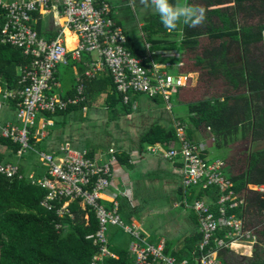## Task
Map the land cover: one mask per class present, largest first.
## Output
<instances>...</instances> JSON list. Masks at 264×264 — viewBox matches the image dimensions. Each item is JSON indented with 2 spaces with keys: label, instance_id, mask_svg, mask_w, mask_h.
Masks as SVG:
<instances>
[{
  "label": "built area",
  "instance_id": "1",
  "mask_svg": "<svg viewBox=\"0 0 264 264\" xmlns=\"http://www.w3.org/2000/svg\"><path fill=\"white\" fill-rule=\"evenodd\" d=\"M51 11L63 19L64 30L48 41L38 33L33 22L36 14L42 16ZM65 30L75 37L73 47L66 43ZM0 43L16 47L31 58V62L20 69L17 88L0 92V101H14L17 108V123L0 122V139L10 140L19 147L17 159H23L30 151L37 154L38 167L43 170L41 176H37L34 169L22 172L19 162L0 161V175L8 179H29L33 185L45 189L47 194L41 206L55 211L60 218H74L70 208L74 201L84 210L93 211L99 228L89 236L98 247L92 264H105L108 258H118L110 249L111 227L132 236L129 254L134 264H223L220 255L225 250L243 257L253 256L258 237L254 229L248 227L246 218L233 212L240 206L245 208V198L234 191V183L225 172L226 163L207 160L205 146L188 138L187 127L182 122L174 123L176 143L166 147L157 142L148 152L182 162L184 202L187 195H192L193 188L216 186L220 195L215 202L217 210L205 199L187 205L198 216L201 239L189 255L181 259L167 254L164 242L157 245L149 242L140 226L126 223L119 201L110 200L111 207L102 203L105 202L103 195L112 184L114 166L119 163L113 149L91 156L89 150L76 149L70 143L51 152L36 145L47 136V128L54 126L48 115L85 104L86 83L103 73L112 78L117 91L123 95L124 104H129L131 95L138 93L151 99L161 98L171 111L174 92L187 86L190 77L174 75L169 69H180L183 63L155 62L148 43V54L135 56L128 48L126 32L110 4L99 0H0ZM87 56L90 59L85 58ZM70 62L82 63L85 68L78 78L77 94L65 97L61 93L58 67ZM133 109H137L136 104ZM249 188L264 193V186L250 185ZM61 228L63 225L57 223L56 229Z\"/></svg>",
  "mask_w": 264,
  "mask_h": 264
},
{
  "label": "trees",
  "instance_id": "2",
  "mask_svg": "<svg viewBox=\"0 0 264 264\" xmlns=\"http://www.w3.org/2000/svg\"><path fill=\"white\" fill-rule=\"evenodd\" d=\"M201 1L204 2L205 21L196 27H190L181 21L175 29L183 35L180 47L193 55L197 69L207 70L215 79H224L231 92L186 103L189 105L190 117L188 122L183 119L179 121L184 125L190 124L195 129L209 128L218 147L228 146L239 140L249 142L254 147L242 157L243 160L240 157L234 158L229 164L233 166L237 162L244 165L230 179L234 183L236 194L245 198L246 206H240L233 212L240 215L244 209L248 227L254 229L258 243L252 257H243L229 250L221 252L220 256L223 264H238L231 259L235 256L244 260L245 264H264V193L249 188L250 185L264 186V147H257L264 142V0ZM176 2L177 0H169L170 4ZM228 3L234 4L224 6ZM253 16H258L257 23L249 22ZM154 18L160 20L159 15ZM158 24L159 32L168 30L161 20ZM151 25L152 22L149 23V28ZM203 38H207L212 45L201 49ZM152 42L155 44L154 51L162 49L159 41ZM131 47L128 43V48L135 56L143 55V52ZM176 47L175 43L171 48ZM255 49H261L263 57H255ZM236 51L240 53L238 59L232 57ZM153 59L158 63L167 61L159 55H154ZM30 62L31 58L25 56L20 49L0 43L2 90L17 88L20 69ZM71 64L73 62L69 65ZM101 79L89 82L88 100L92 98L93 92L101 89V85L112 84L113 93L107 98L112 120H118L121 114L132 113L133 99L129 104H124L123 95L117 91L112 78L108 75L103 82H100ZM183 89L177 91L180 99ZM75 93L76 87L71 96ZM13 103L16 106L14 101ZM77 109L79 107H72L57 114H69ZM48 116L51 118V115ZM186 132L191 139V128L187 127ZM177 140L174 127L159 124L152 126L140 137L142 144L160 142L166 147ZM3 146L12 151L9 153L11 158L16 156L19 149L16 144L0 139V147ZM89 152L91 156L94 154L93 150ZM116 156L121 165H126L131 158L126 152L117 153ZM10 157L0 152V161L11 162ZM21 171L24 172L23 169ZM191 192L198 198L208 195L215 201L220 195L216 186L208 189L193 188ZM46 194L45 189L33 185L29 179H8L0 175V264H92V258L98 252V247L89 238L99 228L95 213L89 208L84 210L78 201H74L70 205L74 218H60L55 211H48L41 206ZM102 203L110 206L109 203ZM57 223H61L63 228L57 230ZM169 248H166L167 254L183 258ZM111 249L118 258H108L105 264H134L128 251L115 247Z\"/></svg>",
  "mask_w": 264,
  "mask_h": 264
},
{
  "label": "crops",
  "instance_id": "3",
  "mask_svg": "<svg viewBox=\"0 0 264 264\" xmlns=\"http://www.w3.org/2000/svg\"><path fill=\"white\" fill-rule=\"evenodd\" d=\"M12 1V0H7ZM99 1H107L114 13L115 18L119 22V24L124 28L126 35L128 37V43L132 45L133 50H137L138 52L142 53V56H145L148 54V51L146 50V43L150 44V54L152 56L159 55L160 58L162 57L164 60L167 59L166 62H171L174 65H178L179 63H183V66L180 67V69L174 67L173 69H176L178 74H184L189 75L190 79L187 84L189 86L192 81V74L185 72L183 67L186 64V57L187 55H190L191 53L187 52L185 49L180 47L183 35L181 34V31L176 30H167V31H160V26L158 27V19L153 17L148 18L147 20L152 22V25L146 26L143 22H140L139 20L136 23H132L133 19L137 16H134L135 8L137 9L136 5H140L141 7V0H99ZM199 2H203L201 0H177V3H180L181 5H193V6H201L203 7V4H198ZM135 6V7H134ZM138 10V9H137ZM143 10V9H142ZM141 12V11H140ZM120 16V18H119ZM122 20L126 21L127 28L123 26ZM152 20V21H151ZM34 27L38 31V33L44 37L46 40L50 41L55 39V37L58 35L59 31L64 30L63 28V19H60V15L56 14L55 11H51L50 13L46 15H39L36 14L34 17ZM131 24V25H130ZM139 25L141 28L142 33L144 35V48H139L138 46H135L132 42V38L128 34L127 31H130L135 35L136 32V25ZM154 24H157L155 27ZM151 29V30H150ZM158 30V31H156ZM67 30H65V37H66V43L67 45L70 40H74L75 37L71 32V36L67 35ZM145 33V34H144ZM152 41H159V47L162 49L155 50L154 47L155 44ZM176 43V48H171ZM70 46V45H69ZM96 58V55H94ZM87 59H90L89 56L85 57ZM154 60V59H153ZM71 63V62H70ZM69 63V64H70ZM59 65L58 67V77L61 80L62 83V89L61 93L65 97H71L73 88L76 87V93L73 95L75 96L77 94V87H78V78L82 76L84 72V65L82 63H73L71 65ZM65 66L68 67V69L65 71H61V67ZM108 76L107 73H103L99 78H102L100 82L104 79H106ZM89 82L86 83V95H87V88ZM182 87V88H186ZM100 90H96L93 92V96L90 100L87 99L85 104H81L79 109H81V113L86 112L84 110V107H92L93 109L99 110L101 108L105 109V116L110 117L112 120L113 115L110 113V108L107 103V98L109 94L113 93L112 84H107L106 86L101 85ZM180 89V88H179ZM3 91L0 87V92ZM4 92V91H3ZM141 96L139 94H133L131 95V99H133L134 103H136V107H138V97ZM173 97V96H172ZM162 99H152L151 102L155 104H160ZM181 100V99H180ZM8 104H13V101L8 100ZM163 101V100H162ZM172 101V100H171ZM164 102V101H163ZM4 103V102H3ZM2 102H0V109H2ZM146 106H149V103H145ZM151 109V107H149ZM172 112V110L170 111ZM83 116H85V113H82ZM108 115V116H107ZM123 115V114H121ZM129 119L135 118V114L129 113L126 114ZM133 115V116H132ZM132 116V117H131ZM171 119L169 120V118ZM190 115L188 113V119ZM166 118L168 122L162 123V121H159V119ZM178 120V121H176ZM180 118L174 117L173 114L171 115H159V112L153 111L152 114L149 116L142 117L141 120L136 118L134 121H131V129H122V132H127L123 135V140L120 142V146L117 147L113 142L109 145L108 149L106 148H99L98 150H93L94 154L98 153H105L109 151L110 149H113L116 154H120L122 152H126L131 158L130 161L127 162L126 165H121L118 163L114 166V175L112 178V184L109 187V189L106 191V193L103 195L104 201L106 203H109L111 206L110 200L116 199L120 202V207L122 209L120 210V213L124 219V221L128 224H134L136 226H140L143 231L147 234L149 242L153 244H159L161 242L165 243L166 248H169L171 252L179 253L181 257H185L189 255L191 250L196 246V244L201 239V233H200V224L198 220V216L196 212L191 209L189 204H193L197 200L205 199L211 204H213V208L217 210V204H215V200L211 198L208 195H205L202 198H198L196 195H187V199L184 202V192L182 188V176L180 173V169L182 167V162L177 161H169L165 158H163L161 155L152 154L148 152V148L152 146L153 144H142L140 143V137L143 136L152 126L159 124L166 127H174V123L176 122H182L179 121ZM114 121V120H113ZM120 121V118L118 119ZM138 121V124H132L133 122ZM142 121V122H141ZM55 122V121H54ZM4 123H17L16 122H10V119L4 121ZM166 123V124H165ZM121 125V124H120ZM55 126V125H54ZM53 126V127H54ZM188 128H191L192 134L191 140L197 143H202L205 146L204 156L206 157V151L209 147H215L216 141L215 136L210 132L209 128H201V129H195L192 125H185ZM130 127V126H128ZM133 136H132V135ZM125 136L127 138H134L131 141L124 140ZM136 136V137H134ZM139 136V138H137ZM240 142H243L239 140L238 142H235L233 144H230L227 147L228 149V157H226L225 160L221 158H217L216 160H222L226 163V174L229 176L236 174V170L233 168V166H230V161L234 158H238V152H236L237 146L240 144ZM69 143V142H65ZM157 143V142H156ZM43 144L45 149L48 152L57 150L63 142H60V135L57 133L56 130L54 131H47V136L36 145ZM155 144V143H154ZM73 147V146H72ZM87 150V149H86ZM90 151V149H88ZM0 152L6 155V157H10L9 153L12 151L6 147H0ZM237 156V157H236ZM17 158V154L14 158H11V162H13ZM214 160V161H216ZM20 165V168L24 170L26 173V165ZM35 170L37 174H41L43 172L42 169L38 167V165H33L29 171ZM233 169V170H232ZM231 180V179H230ZM232 181V180H231ZM240 196V195H238ZM241 197V196H240ZM164 199L165 201H172L174 202L175 207L183 206L186 209L190 210V213L192 216H188L186 214H182L183 216L181 223L178 224L177 221L176 225L174 227V232L171 234L173 237L172 239L176 238L174 240L175 242H172V240H167L166 238H155L153 234H151L149 231L147 232L140 222L137 221V217H144L146 213L152 211L150 209V205L155 202V200L158 199ZM219 198V196H218ZM244 198V197H241ZM140 201V203H138ZM109 206V207H110ZM235 214L239 217L244 216V209L241 210V214L238 215L236 212ZM142 215V216H141ZM140 219V218H139ZM177 219H179L177 217ZM115 227H111L109 229V240H110V249H111V243L113 245L112 248H120V245L117 240V231L114 229ZM124 233V232H123ZM125 235L130 237V243L133 241L132 236L129 234L124 233ZM174 235L176 237H174ZM130 246V245H129ZM121 249V248H120ZM112 250V249H111ZM126 250V249H123ZM113 251V250H112ZM127 251V250H126ZM114 252V251H113ZM129 252V250H128ZM183 253V254H181ZM116 254V253H115ZM117 255V254H116ZM174 256V255H173Z\"/></svg>",
  "mask_w": 264,
  "mask_h": 264
},
{
  "label": "rangeland",
  "instance_id": "4",
  "mask_svg": "<svg viewBox=\"0 0 264 264\" xmlns=\"http://www.w3.org/2000/svg\"><path fill=\"white\" fill-rule=\"evenodd\" d=\"M204 2H199L198 4H203ZM180 4V3H179ZM234 3H228L227 5H233ZM204 5V4H203ZM135 7V6H134ZM137 9L135 8L134 16H137L133 19L132 23H136L138 20L140 22H143L146 26L149 25V19L150 17H154L156 15H159L154 8L150 5H136ZM143 9V10H142ZM141 11V12H140ZM120 18V16H119ZM149 21H148V20ZM259 20L258 16H253L249 19L250 23H257ZM123 26L127 28L126 21L122 20ZM131 25V24H130ZM143 30L139 27V25H136V32L135 35L131 33L130 31H127L130 37L132 38V42L135 46H138L139 48H144V35L142 33ZM145 34V33H144ZM212 45V43L207 39H202V45L201 49ZM200 49V50H201ZM264 49V47H263ZM255 57H263V51L261 49H255L253 51ZM96 55V54H95ZM232 56L233 58H239L240 53L239 51H236ZM193 55H187L186 57V64L183 67V69L189 73L192 74L193 78L191 81V84L187 86L182 91V96L180 100V95L177 94V91L174 92V95L172 97V112L168 111L166 108L165 102L161 100L160 104H155L151 102V98H149L146 95L139 94L141 96L138 97L137 101V109H133V113L135 114V118L129 119L126 114H123L120 116V121L118 120H111L110 117L105 116V109L101 108L99 110L93 109L92 107H87V111L82 113H85V116L82 115L80 112L81 109H77L71 113H67L64 115H58L54 114L51 115V119L54 122V127H48L47 131H54L56 130L57 133L60 135V142H69L74 148L83 150V149H90V150H98L99 148H106L108 149L109 145L113 142L117 147L120 146V142L123 140V135L127 132H122L121 128L124 129H131V121H134L136 118L140 119L145 116H149L153 113V111L159 112V115H171L173 114L175 119L180 118L184 121L188 122V104L189 102H195L198 100H202L205 98H210L213 96H222L224 94H228L231 92V89L229 91V88L227 86V83L222 78H213L210 74H208L207 70H199L194 66V62L192 59ZM68 67L62 66L61 71H66ZM169 72L178 75V72L176 69H169ZM5 91V90H3ZM0 102H4L2 104V109H0V122L2 124H5L4 121L7 122L8 119H10V122H16L17 121V108L13 104H8V100H3ZM145 103H149V106H146ZM136 104V103H134ZM151 107V109L149 108ZM80 110V111H79ZM108 116V115H107ZM133 116V115H132ZM131 116V117H132ZM171 117L169 118V120ZM159 121L168 122L166 118L159 119ZM178 121V120H176ZM175 121V122H176ZM142 122V121H141ZM121 124V125H120ZM132 124H138V121L133 122ZM166 124V123H165ZM187 124V123H186ZM189 125V124H188ZM130 126V127H128ZM132 131V129H131ZM132 135V134H131ZM133 136V135H132ZM127 138L125 136L124 140L131 141L134 138ZM136 137V136H134ZM139 138V136H137ZM127 142V141H126ZM43 144H39L38 147L40 149H45ZM236 152H238V155L240 159H244L242 157H245V154L250 151V149H253L254 147H251V144L246 141L240 142V144L237 146ZM257 147L262 148L264 147V142L259 144ZM206 159L210 162H213L217 158H221L223 160L228 157V149L226 146L223 147H209L206 151ZM243 155V156H242ZM237 157V156H236ZM238 157V158H239ZM237 159V158H236ZM14 163L19 162L21 165H26V170L29 171L30 168L35 165H40L39 156L33 152H28L23 156V159H17L13 161ZM241 164V165H240ZM233 168L238 171L240 168L241 170L244 168V165L242 163L234 162ZM233 170V169H232ZM140 203V201L138 202ZM150 209L152 211L146 213L144 217H137V221L140 222L142 227L151 234L155 238H166L167 240H172V242H175L176 238L172 239L171 237L172 233L174 232V227L176 225V222L178 224L181 223V220L183 216H181L183 213L188 215L189 217L192 216L189 209L184 208L183 206L175 207L174 202L172 201H165L164 199H158L153 202L152 205H150ZM183 214V215H184ZM142 216V215H141ZM177 217L179 219H177ZM117 231V240L120 245L121 249L129 250L130 245V237L125 235L122 230L118 228H114ZM174 237H176L174 235ZM114 245V242H113ZM111 243V247L113 246ZM132 259V258H131ZM232 260L238 262V264H245L246 262L243 260H240L238 256L231 257Z\"/></svg>",
  "mask_w": 264,
  "mask_h": 264
},
{
  "label": "clouds",
  "instance_id": "5",
  "mask_svg": "<svg viewBox=\"0 0 264 264\" xmlns=\"http://www.w3.org/2000/svg\"><path fill=\"white\" fill-rule=\"evenodd\" d=\"M141 4L149 5V0H141ZM150 5L159 14L161 23L168 30H175L182 21L190 27L202 24L205 19V9L200 6L170 4L169 0H150Z\"/></svg>",
  "mask_w": 264,
  "mask_h": 264
},
{
  "label": "bare ground",
  "instance_id": "6",
  "mask_svg": "<svg viewBox=\"0 0 264 264\" xmlns=\"http://www.w3.org/2000/svg\"><path fill=\"white\" fill-rule=\"evenodd\" d=\"M67 35H68V36H71V34H70L69 32H67ZM68 44L70 45L69 47H73V46L75 45V39H74V40H70V41L68 42Z\"/></svg>",
  "mask_w": 264,
  "mask_h": 264
}]
</instances>
